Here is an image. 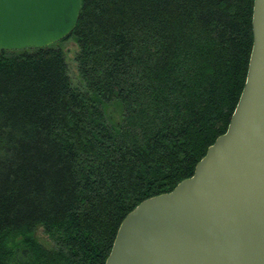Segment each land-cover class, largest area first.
Masks as SVG:
<instances>
[{
	"label": "trees",
	"instance_id": "trees-1",
	"mask_svg": "<svg viewBox=\"0 0 264 264\" xmlns=\"http://www.w3.org/2000/svg\"><path fill=\"white\" fill-rule=\"evenodd\" d=\"M252 10L253 0H82L62 40L1 51L0 264H104L125 215L191 176L227 130Z\"/></svg>",
	"mask_w": 264,
	"mask_h": 264
},
{
	"label": "water",
	"instance_id": "water-1",
	"mask_svg": "<svg viewBox=\"0 0 264 264\" xmlns=\"http://www.w3.org/2000/svg\"><path fill=\"white\" fill-rule=\"evenodd\" d=\"M82 0H0V53L69 35ZM247 74L227 130L191 176L139 202L104 264H264V0H253Z\"/></svg>",
	"mask_w": 264,
	"mask_h": 264
},
{
	"label": "rangeland",
	"instance_id": "rangeland-1",
	"mask_svg": "<svg viewBox=\"0 0 264 264\" xmlns=\"http://www.w3.org/2000/svg\"><path fill=\"white\" fill-rule=\"evenodd\" d=\"M61 46L66 52V58H67L70 77L73 83L78 86L80 85V79H79L77 69H76V64L74 61V53H75V47H76L75 43L73 42V40H66L61 44ZM111 114H113V112H111ZM37 235L40 241L42 242L48 241L47 235L44 232H42L41 228L38 229Z\"/></svg>",
	"mask_w": 264,
	"mask_h": 264
}]
</instances>
